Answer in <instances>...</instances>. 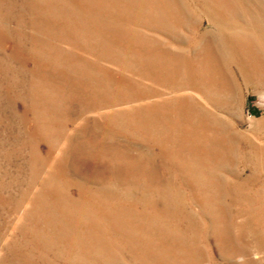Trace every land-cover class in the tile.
<instances>
[{"label": "rangeland", "instance_id": "374dc122", "mask_svg": "<svg viewBox=\"0 0 264 264\" xmlns=\"http://www.w3.org/2000/svg\"><path fill=\"white\" fill-rule=\"evenodd\" d=\"M0 264H264V0H0Z\"/></svg>", "mask_w": 264, "mask_h": 264}, {"label": "bare ground", "instance_id": "6f19581e", "mask_svg": "<svg viewBox=\"0 0 264 264\" xmlns=\"http://www.w3.org/2000/svg\"><path fill=\"white\" fill-rule=\"evenodd\" d=\"M198 47V46H197ZM165 53V52H164ZM156 54V53H155Z\"/></svg>", "mask_w": 264, "mask_h": 264}]
</instances>
